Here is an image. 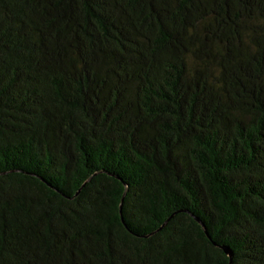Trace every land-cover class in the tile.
<instances>
[{
	"label": "trees",
	"instance_id": "obj_1",
	"mask_svg": "<svg viewBox=\"0 0 264 264\" xmlns=\"http://www.w3.org/2000/svg\"><path fill=\"white\" fill-rule=\"evenodd\" d=\"M0 264H264V0H0Z\"/></svg>",
	"mask_w": 264,
	"mask_h": 264
},
{
	"label": "water",
	"instance_id": "obj_2",
	"mask_svg": "<svg viewBox=\"0 0 264 264\" xmlns=\"http://www.w3.org/2000/svg\"><path fill=\"white\" fill-rule=\"evenodd\" d=\"M225 251L228 254V256L232 259L233 253L231 252V250H229L228 248H225Z\"/></svg>",
	"mask_w": 264,
	"mask_h": 264
}]
</instances>
